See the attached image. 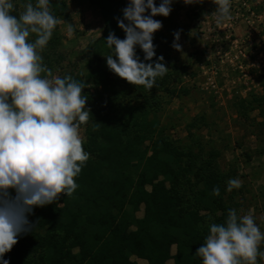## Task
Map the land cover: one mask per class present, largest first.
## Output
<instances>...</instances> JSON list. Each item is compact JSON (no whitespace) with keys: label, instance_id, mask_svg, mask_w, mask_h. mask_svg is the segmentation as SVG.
Returning <instances> with one entry per match:
<instances>
[{"label":"trees","instance_id":"1","mask_svg":"<svg viewBox=\"0 0 264 264\" xmlns=\"http://www.w3.org/2000/svg\"><path fill=\"white\" fill-rule=\"evenodd\" d=\"M85 1L100 13L102 32L80 51L84 71L69 70L60 77L85 82L82 95L90 114L83 124L82 146L89 157L74 178L77 188L71 195L61 193L53 203L34 206L26 214L31 231L20 234L4 258L9 264H138L131 259L135 256L146 264H166L169 259L173 264H201L195 252L208 225L223 222L228 209H235V188H225L236 173L221 170L217 149L205 150L199 143L182 146L165 133L160 123L162 93H174L175 86L169 85L179 82L176 70H167L146 90L107 68L110 49L104 39L110 32L124 38L117 19H123L127 0ZM12 3V14L18 16L19 5ZM50 11L58 21L67 20L68 1L50 0ZM159 16L161 25L170 24L171 11ZM152 43L156 55L165 51L160 29ZM135 51L143 60L139 47ZM46 64L50 72L48 60ZM263 105L264 93L244 98L241 115H247V107L264 110ZM214 186L219 196L211 194Z\"/></svg>","mask_w":264,"mask_h":264},{"label":"clouds","instance_id":"2","mask_svg":"<svg viewBox=\"0 0 264 264\" xmlns=\"http://www.w3.org/2000/svg\"><path fill=\"white\" fill-rule=\"evenodd\" d=\"M172 2L127 0L121 10L123 19H117L124 38L110 32L104 39L110 49L105 63L111 72L146 90L166 74L164 58L156 55L152 43L153 33L162 25L153 17H166ZM194 2L199 0H183ZM211 2L216 25L231 20V0ZM12 10V0H0V264H9L4 253L20 234L31 231L26 214L34 206L53 203L61 193L71 195L77 188L74 178L89 157L79 132L90 114L82 95L85 82L69 75L51 77L40 55L58 23L50 11V0H26L18 16ZM73 31L68 24L66 35L71 37ZM173 37L172 47L179 49L175 43L179 30ZM240 183L230 178L225 191L239 188ZM211 194L219 196V187L214 186ZM262 241L264 232L252 214L237 215L235 209H228L223 222L208 225L195 254L201 264H257L258 256L264 259V251L258 250Z\"/></svg>","mask_w":264,"mask_h":264},{"label":"rangeland","instance_id":"3","mask_svg":"<svg viewBox=\"0 0 264 264\" xmlns=\"http://www.w3.org/2000/svg\"><path fill=\"white\" fill-rule=\"evenodd\" d=\"M14 1L22 12L26 0ZM67 1L68 19L58 21L54 34L40 51L43 64L48 60L51 66V77L69 70L84 71L80 51L103 28L100 13L85 0ZM154 4L159 2L154 0ZM214 8L211 0L191 4L173 0L171 22L162 23L164 50H168L160 54L162 62L168 70H176L179 82L169 85L175 86L173 94L162 93L160 123L165 133L182 146L194 148L199 143L205 150L220 152L218 166L224 172L234 170V178L241 182L231 192L237 214H252L264 232V110L247 107V115L243 116L240 107L242 99L264 93V0H231V20L220 26L214 23ZM160 18L157 15L156 19ZM68 24L74 29L71 37L66 35ZM177 30L179 39L175 43L179 49L172 47ZM79 132L84 141V125ZM258 250L264 251V241ZM131 259L146 264L144 259ZM166 264H173L172 259ZM257 264H264V259L258 256Z\"/></svg>","mask_w":264,"mask_h":264},{"label":"built area","instance_id":"4","mask_svg":"<svg viewBox=\"0 0 264 264\" xmlns=\"http://www.w3.org/2000/svg\"><path fill=\"white\" fill-rule=\"evenodd\" d=\"M242 2L244 3V2H245V0H242Z\"/></svg>","mask_w":264,"mask_h":264}]
</instances>
